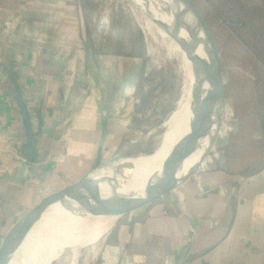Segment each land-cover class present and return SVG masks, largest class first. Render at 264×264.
<instances>
[{
  "label": "crops",
  "instance_id": "obj_1",
  "mask_svg": "<svg viewBox=\"0 0 264 264\" xmlns=\"http://www.w3.org/2000/svg\"><path fill=\"white\" fill-rule=\"evenodd\" d=\"M97 1L0 0V264H15L10 240L33 210L145 135L141 48L124 50L118 5ZM231 135L214 154L205 140L166 193L143 192L95 264H264V127Z\"/></svg>",
  "mask_w": 264,
  "mask_h": 264
},
{
  "label": "rangeland",
  "instance_id": "obj_2",
  "mask_svg": "<svg viewBox=\"0 0 264 264\" xmlns=\"http://www.w3.org/2000/svg\"><path fill=\"white\" fill-rule=\"evenodd\" d=\"M105 1L112 8L118 5L124 28L120 32L124 50L129 52L137 45V52L141 48L143 55L141 93L143 116L147 117L143 126L145 135L139 146L128 150L127 156L118 157L114 168H110L123 175L132 167L130 160L153 155L165 131L182 121L179 111L184 106L191 80H186L180 53L174 48L179 44L162 24L164 21L135 0ZM192 1L204 20L218 55L224 81L225 118L232 112L228 123L224 117L222 119L226 135L216 137L212 148L214 154L217 144L226 142L231 134V138L236 132L252 135L255 129L264 127V0ZM152 2L163 15L171 11L165 0ZM147 23L152 24L154 34L147 30ZM82 209L83 206L77 211V221L84 219ZM96 247V243L84 245L76 259L73 248H66L51 264H95L99 254ZM94 253L97 254L95 258Z\"/></svg>",
  "mask_w": 264,
  "mask_h": 264
},
{
  "label": "bare ground",
  "instance_id": "obj_3",
  "mask_svg": "<svg viewBox=\"0 0 264 264\" xmlns=\"http://www.w3.org/2000/svg\"><path fill=\"white\" fill-rule=\"evenodd\" d=\"M135 2L142 8L152 12L166 25H173L176 18H179L187 26L192 25L190 18L179 10L168 11L167 15H163L158 11L159 7L155 6L152 0H135ZM149 23H147V30L154 34L152 24ZM175 38L179 46L174 43V48L180 53L182 70L186 80H191L183 102L184 106L179 111L182 121L165 131L160 146L153 155L130 160L132 169L128 170L126 178L115 177V171L113 170L99 173V176L104 178V183L101 184L102 198L93 199L89 196H81L70 202L68 201L63 206L55 205L51 207L47 214L48 218L32 230L19 249L15 264H51L69 247L73 248L74 258L76 259L80 248L88 243L98 244L96 250L100 251L106 235L126 209L144 192L152 174L160 169L166 160L183 153L192 132L193 74L191 64L186 59L183 48V43L187 40V37L184 33H180ZM197 54L202 59L207 60L203 46L198 49ZM211 80V84L206 85V90L209 92L208 113L213 127L220 119L224 108L221 107L218 84L213 75ZM82 206L81 213L83 212L84 219L77 221V211ZM94 255L95 258L97 254Z\"/></svg>",
  "mask_w": 264,
  "mask_h": 264
},
{
  "label": "water",
  "instance_id": "obj_4",
  "mask_svg": "<svg viewBox=\"0 0 264 264\" xmlns=\"http://www.w3.org/2000/svg\"><path fill=\"white\" fill-rule=\"evenodd\" d=\"M165 1L171 11H181L189 17L192 22L191 26H187L179 18H176L173 25L161 23L168 28L174 38L180 35V33H184L187 37V40L183 43V48L186 59L191 64L193 74V124L191 136L183 153L177 157L166 160L160 169L152 174L145 186L144 192L153 190L159 195L166 193L169 184L173 183L178 176L183 163L201 149L205 140L210 141V146H213L216 140V137H213L211 134L212 126L208 113L209 92L206 90V85L211 84L212 75L218 84V96L220 98L221 107L222 109L225 107L224 81L218 55L202 16L192 0ZM201 46H203L205 50L207 60L202 59L197 54ZM12 78L16 89L17 103L24 118L27 143L29 147H32L33 129L30 111L24 101L18 81L13 76ZM209 151L210 150H208L207 153ZM117 158L118 157L113 158L102 166L95 167L80 181L47 198L39 207L33 210L25 221L19 225L12 240H10V261L12 258L16 257L17 252L32 230L48 218L47 214L51 207L55 205L63 206L68 203V201L70 202L81 196H89L93 199L102 198L101 184L104 183V178L100 177L99 173L112 171L110 168H114V162ZM114 175L115 177L120 176L126 178L128 172L123 175H118L117 173ZM139 198L140 197H138L121 216L132 210L138 203Z\"/></svg>",
  "mask_w": 264,
  "mask_h": 264
}]
</instances>
